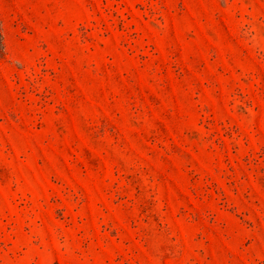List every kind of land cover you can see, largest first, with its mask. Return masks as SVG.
Wrapping results in <instances>:
<instances>
[{"label": "rangeland", "instance_id": "obj_1", "mask_svg": "<svg viewBox=\"0 0 264 264\" xmlns=\"http://www.w3.org/2000/svg\"><path fill=\"white\" fill-rule=\"evenodd\" d=\"M0 264H264V0H0Z\"/></svg>", "mask_w": 264, "mask_h": 264}]
</instances>
